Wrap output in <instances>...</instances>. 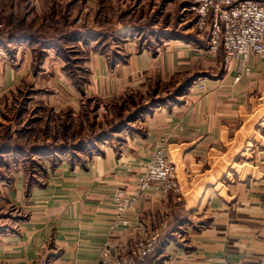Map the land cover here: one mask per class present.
I'll list each match as a JSON object with an SVG mask.
<instances>
[{"label":"crops","instance_id":"1","mask_svg":"<svg viewBox=\"0 0 264 264\" xmlns=\"http://www.w3.org/2000/svg\"><path fill=\"white\" fill-rule=\"evenodd\" d=\"M75 1L81 9L76 16L74 10L73 21L85 16L86 27L71 21ZM52 6L61 7L60 19H54L69 35L85 27L111 28L125 37L126 56L121 49L114 59L93 50L89 60L90 68L119 70L122 77L111 81L114 86H134L130 79L145 72L170 76L183 70V58H191L188 66H194L204 55L183 42L180 27L172 30L164 19L173 13L171 7L181 14L192 11L185 0L179 5L172 0H55ZM108 12L111 18L105 17ZM147 33L169 40L153 51L137 41ZM246 66L249 71L236 80L244 65L232 59L221 75L194 84L179 105L150 116L145 134L94 156L83 168L62 162L45 186L28 191L21 175L15 184L2 180L0 203L28 213L19 233L0 236V260L33 264L41 257L44 264H99L109 238L126 246L144 224L156 227L168 214L152 264H259L264 260V59L252 57ZM164 139L179 191L146 192L126 213L131 226L112 231L118 191L136 189Z\"/></svg>","mask_w":264,"mask_h":264},{"label":"rangeland","instance_id":"2","mask_svg":"<svg viewBox=\"0 0 264 264\" xmlns=\"http://www.w3.org/2000/svg\"><path fill=\"white\" fill-rule=\"evenodd\" d=\"M172 1L179 5L183 0ZM54 2L0 0V143L7 141L12 145H26L29 151L32 146L40 147L37 152L16 158L14 151L3 153V158H0V182L3 180L6 184H15L21 175L28 191L34 186L47 185L50 174L64 161L79 164L83 168L94 156L111 148L119 150L127 138L145 134L150 116L161 109L170 110L179 105L183 95L194 84L221 75L228 63L222 49L217 53L210 52L208 31L196 27L193 10H185L181 14L180 10L171 7L173 13L169 14V18L164 16V19L171 21L172 30H179L180 27L183 30V42L203 49L204 55L198 57L194 66H188L191 58H183V70L170 76L159 72L149 77V73L145 72L130 79V82L134 80V86H114L111 81L116 82L117 78L122 77L118 74L119 70L90 68L89 60L96 50L109 59L118 56L119 49L126 56L125 37L108 28L100 30V37L64 40L60 43L61 49L55 45L46 47L39 40L44 38V34L65 29L62 21L57 23L54 19L61 16V7L52 6ZM80 5L76 1L70 5L73 13L71 21L76 8L75 16L79 13ZM84 10L85 13L89 12V8ZM109 13L106 18H111ZM76 18L74 23L86 27L85 16ZM22 32L28 33L27 36L20 35ZM166 40L169 39L153 37L148 33L137 38L141 47L153 51ZM212 62L215 66H210ZM188 79H193L190 85L183 86V92L176 94V90ZM202 87L207 88L206 85ZM152 100L155 102L151 110H146L124 129L112 130L136 111L139 105ZM106 131L110 132L106 138L97 137ZM89 139L93 141L87 145L81 144ZM62 143H70L76 148L74 151H57L56 154L41 152L44 144L54 145L58 149ZM27 213L22 207L0 203V236L3 232L19 233V224L27 218ZM162 218L166 221L170 219L168 214ZM0 264L7 262L0 260ZM33 264L44 262L39 257Z\"/></svg>","mask_w":264,"mask_h":264},{"label":"built area","instance_id":"3","mask_svg":"<svg viewBox=\"0 0 264 264\" xmlns=\"http://www.w3.org/2000/svg\"><path fill=\"white\" fill-rule=\"evenodd\" d=\"M196 13L195 25L208 31L210 52L222 49L226 62L238 59L244 69L237 75L241 79L252 57L264 59V2L260 0H185ZM81 20V19H80ZM166 140L161 143L145 164L136 189L127 194L118 191L116 195L117 215L112 231L130 227L127 211L149 191H179L175 164L169 159ZM165 217V216H164ZM166 220L156 227L144 224L128 245H120L109 238L103 247L99 264H146L147 257L159 248ZM162 235V236H161ZM46 264H52L50 260ZM259 264H264L261 260Z\"/></svg>","mask_w":264,"mask_h":264},{"label":"trees","instance_id":"4","mask_svg":"<svg viewBox=\"0 0 264 264\" xmlns=\"http://www.w3.org/2000/svg\"><path fill=\"white\" fill-rule=\"evenodd\" d=\"M28 33H25L23 34L20 33V35H26ZM102 33L100 31H95L93 29H87V28H83L81 31H79L78 33L76 34H67L65 33L63 30H58V31H55V32H52V33H48V34H44V38L43 39H39L40 40V44H43L45 45L46 47L50 46V45H55L56 47H59L61 49V42L62 41H66L68 40L69 38L70 39H73V38H81V39H86V38H91V37H97V36H101ZM27 36V35H26ZM1 43V41H0ZM193 79H188L185 81V84L183 85L182 84V87L179 89V90H176V94H181V92H183V86L184 87H187L188 85H190V83L192 82ZM171 98V97H170ZM172 98H175V97H172ZM155 101L152 100L146 104H143V105H139L138 106V109L136 111H134L133 113H131L130 115H128V117H126L125 120H123L121 123H118L116 127H113L112 130H122L125 128V126L127 124H129L131 121L137 119L138 117H140L141 114H143L146 110H151L153 108V103ZM110 132L106 131V132H103L101 133L100 135H98L97 137L99 138H106L108 136ZM93 139H89L87 141H82L81 144L82 145H87V143H90L92 142ZM77 146V145H75ZM43 152L44 154H50V153H55L58 151V152H64L62 150H75L74 148V145H71L70 143H62L61 146L57 147L54 146V145H50V144H44L43 147H42ZM83 148V147H82ZM85 148V147H84ZM40 149V147L37 145V146H32L30 151L27 149V146L26 145H21V144H15V145H12V143L10 142H2L0 143V158L2 157L3 158V153H5L7 150H11L12 152L14 151V155H15V158L17 156H20V155H27L29 154V152L33 153V152H37L36 150ZM2 160V159H1ZM0 160V164H2ZM158 249H156L153 253H151L148 257H147V260H146V264H152V259L154 257V255L157 253Z\"/></svg>","mask_w":264,"mask_h":264}]
</instances>
